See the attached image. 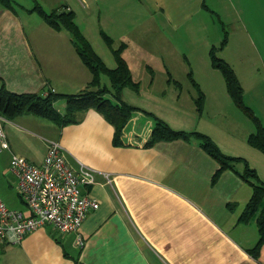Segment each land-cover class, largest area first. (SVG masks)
<instances>
[{"label": "crops", "instance_id": "crops-1", "mask_svg": "<svg viewBox=\"0 0 264 264\" xmlns=\"http://www.w3.org/2000/svg\"><path fill=\"white\" fill-rule=\"evenodd\" d=\"M13 1L21 11L0 2V89L18 95H77L93 81L92 70L78 54L70 32L48 26L33 11L37 4L46 12L59 11L62 6L74 12L79 28L92 45L88 22L99 16L108 33L119 26L125 27L124 33L137 32L141 42L135 50L123 43L127 45L124 58L134 78L139 63L151 73L144 52L152 47L147 40L152 29L150 8H161L164 23L176 28L173 19L181 13L188 19L203 2L136 0L141 7L131 11L132 0H90L93 8L84 13L82 3L87 0H52V6L43 5L41 0ZM115 49L118 47L105 52L108 60L100 56L110 69L117 67ZM176 58L183 63L188 60L180 52L159 55L169 76L167 83L181 90V84L171 75L177 63L172 66L170 61ZM262 59L264 65L263 54ZM205 62L207 74L216 80L198 81L205 100L202 113L197 109L198 92L193 84L194 111L163 104L161 109H166L167 116L143 105L141 85L139 91L124 89L122 99L126 101V90L131 89L136 95L126 103L140 111L126 126L120 146L113 143V125L95 109L81 112L78 123L65 127L33 114L2 117L11 147L0 155V197L7 207L9 192L19 197L18 180L10 172L12 157L42 166L48 142L57 141L75 170L82 164L96 170L95 185L81 190L82 195L98 201L99 208L88 213L79 232L83 247L77 243L78 233H59L47 225L28 233L21 244L0 245V264H264V246L258 258L250 253L260 239L259 214L248 223L240 222L254 191L241 175L244 164L224 170L217 178L221 166L202 148L199 139L148 145L160 118L177 131L209 136L227 156L249 162L264 182V153L248 143L250 135L256 133V125L230 97L226 82L223 90L211 72L216 69L210 58ZM152 74L153 87L155 71ZM256 98L262 102L261 107H249L264 123V95ZM56 107L62 114L67 111L64 100H59ZM16 211H27L25 204Z\"/></svg>", "mask_w": 264, "mask_h": 264}, {"label": "rangeland", "instance_id": "rangeland-1", "mask_svg": "<svg viewBox=\"0 0 264 264\" xmlns=\"http://www.w3.org/2000/svg\"><path fill=\"white\" fill-rule=\"evenodd\" d=\"M15 1L23 3V1L27 0ZM41 1L43 5L52 6V0ZM153 1L157 2V0ZM208 1L207 4L206 0H203L202 5L196 7L188 19L185 18V13L179 14L176 20L173 19V21L177 22L176 28L168 22L164 23L161 8H153V10L150 8L152 29L147 40L150 43L152 42V47L147 51L148 53L146 50L144 52L146 60L150 61L148 63L151 66L150 72L155 71L153 87L151 86L152 75L146 65L139 63L134 71V78L141 85V99L146 108L157 110L156 112L164 116L167 113L166 109H161L163 104L171 107L178 106L181 111H194L195 103L193 98L196 96V90L192 85V79L198 84V81L206 83V81L216 80L215 77L207 74L208 72L205 70L207 66L205 61L209 58L212 61V53L216 58L229 63L235 73H237L244 88L243 98L245 104L257 109L261 107L262 102L257 100L256 97L264 95V65L262 59V54L264 55V0ZM132 2L134 7H132L131 11L141 7L138 5V1L132 0ZM204 2L207 8L204 7ZM26 4L30 5V2H26ZM12 5L18 8L19 11L22 10L14 1H12ZM82 6L83 9L81 11L84 13L91 11V8H93L90 0H87V2L83 1ZM64 8L66 7L62 6L60 10ZM88 25L90 39L94 43V48L105 60H108V54L105 52L109 53L110 47L104 36L110 38L114 46L118 48L123 43H126L135 50L136 45L141 42L137 32L124 33L125 27H115V29H112V33H108L100 16L97 20L94 19L93 22L89 21ZM167 41H170V43L167 44ZM179 52L185 53L188 58L185 61L186 64L181 62L180 59L177 60V58L171 60L170 63L172 66L177 63L173 67L171 75L174 80L181 84V90L167 83L169 76H167V72H165L163 64L159 60V55L162 53L174 55L179 54ZM140 57L143 56L141 55ZM211 72L214 76H217L218 81L223 86V90H225L224 76L220 70H211ZM102 79L103 86L106 85L110 88V79L104 75ZM126 91L125 100L129 102L132 98L131 95L134 96L136 94L131 89ZM177 100H180V102L177 103ZM239 113L243 115L241 111ZM6 199L9 207L16 210H21L24 206L21 198L14 192H9Z\"/></svg>", "mask_w": 264, "mask_h": 264}, {"label": "trees", "instance_id": "trees-1", "mask_svg": "<svg viewBox=\"0 0 264 264\" xmlns=\"http://www.w3.org/2000/svg\"><path fill=\"white\" fill-rule=\"evenodd\" d=\"M12 1L0 0L4 7L14 9ZM203 5L207 8L205 2ZM36 6L33 11L38 13L48 26L57 31L65 29L70 32L78 54L81 56L84 64L92 70L93 81L86 90L79 92L77 95H60L55 92H49L46 95H18L12 94L5 88H2L0 89V116L13 119L19 115L33 114L57 123L61 127H65L69 124L78 123V115L81 112L95 109L113 125L115 130L113 143L116 146L122 145L121 138L126 126L131 121L133 114L140 111L139 108L127 104L122 99L124 89L132 88L139 91L140 88V83L133 78L130 65H128L124 58L123 52L127 45L123 44L118 49L113 50L117 67L116 69H110L100 55L96 53L92 43L88 41L79 28L74 12L62 9L48 13L39 4ZM104 39L112 49L114 46L113 41L107 36H104ZM211 57L214 69L220 70L224 76L230 97L234 99L237 106L256 125V133L251 134L248 139L249 145L264 153V123L257 117L254 110L245 104L243 98L244 88L240 83L237 73H235L229 63L216 58L213 53ZM103 75H106L110 79V88L106 85L103 86ZM192 84L198 92V97L195 99L198 112L202 113L205 104L203 92L194 79H192ZM59 100L66 102L67 111L65 114H62L56 107V103ZM190 138L199 139L202 148L220 164V170L216 173L217 178L224 170H234L237 164H244L245 169L241 175L253 187L254 191L250 203L240 217V222L248 223L259 214L257 225L260 239L250 252L251 255L258 258L264 246V182L260 180L256 170L250 166L249 162L240 157L227 156L209 136L199 132L188 133L186 131H177L160 118H157V123L148 145L156 144L159 141L170 142L183 139L190 140Z\"/></svg>", "mask_w": 264, "mask_h": 264}, {"label": "built area", "instance_id": "built-area-1", "mask_svg": "<svg viewBox=\"0 0 264 264\" xmlns=\"http://www.w3.org/2000/svg\"><path fill=\"white\" fill-rule=\"evenodd\" d=\"M3 120L0 116V155L11 149ZM48 146L42 166L19 156L11 159L10 172L18 180V195L27 211L10 209L0 197V245L21 244L28 233L47 225L59 233H78L77 243L84 245L79 232L99 203L82 195L81 188L95 185L96 170L83 164L75 170L59 142L49 141Z\"/></svg>", "mask_w": 264, "mask_h": 264}]
</instances>
